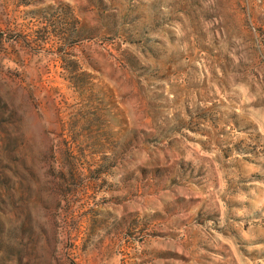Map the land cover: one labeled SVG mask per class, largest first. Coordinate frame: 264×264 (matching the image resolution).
Masks as SVG:
<instances>
[{
	"label": "rangeland",
	"instance_id": "1",
	"mask_svg": "<svg viewBox=\"0 0 264 264\" xmlns=\"http://www.w3.org/2000/svg\"><path fill=\"white\" fill-rule=\"evenodd\" d=\"M0 264H264V0H0Z\"/></svg>",
	"mask_w": 264,
	"mask_h": 264
}]
</instances>
